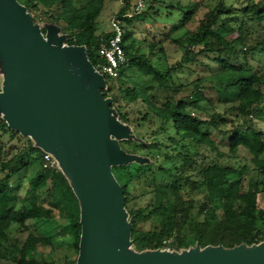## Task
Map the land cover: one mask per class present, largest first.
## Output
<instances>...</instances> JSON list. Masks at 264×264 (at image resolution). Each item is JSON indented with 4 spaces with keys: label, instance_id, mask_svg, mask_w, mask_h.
I'll use <instances>...</instances> for the list:
<instances>
[{
    "label": "trees",
    "instance_id": "trees-1",
    "mask_svg": "<svg viewBox=\"0 0 264 264\" xmlns=\"http://www.w3.org/2000/svg\"><path fill=\"white\" fill-rule=\"evenodd\" d=\"M16 1L44 37L49 27H57L64 46L83 47L93 66L100 61V44L112 35L98 33L104 0ZM135 4L136 0L131 7L124 6L114 18L125 25L147 19L151 6L126 16ZM168 7L182 12L174 26L178 29L193 20L198 4L177 2ZM151 14L154 18L157 12ZM123 30L127 66L116 78L103 76L101 93L110 99L113 117L129 130L130 137L119 140V147L139 159L111 167L131 227L129 251L182 253L196 247L232 249L264 242V210L257 202L264 194V132L256 127V121L264 123V63L258 70L251 65L258 54H264V0H245L241 10L217 0L195 30L174 40L184 54L172 66L154 64L153 57L163 60L162 46L147 43L144 52L143 41L136 45L132 32ZM197 53L211 56L224 74L211 89L219 102L230 105L223 113H206V118L201 116V104L209 98L202 86L181 84L176 76ZM134 69L151 77L156 86L136 83L129 75ZM215 134L226 139L228 158H237L244 149L251 164L200 161L201 149L217 158L225 156ZM14 140L19 145L9 146ZM43 155L36 142L9 128L0 117V264H55L40 252L49 243L37 229L56 216L68 221L73 237L75 257L62 264H76L79 202L60 170L43 167ZM144 195H150L144 207L130 208L132 200Z\"/></svg>",
    "mask_w": 264,
    "mask_h": 264
},
{
    "label": "water",
    "instance_id": "water-1",
    "mask_svg": "<svg viewBox=\"0 0 264 264\" xmlns=\"http://www.w3.org/2000/svg\"><path fill=\"white\" fill-rule=\"evenodd\" d=\"M58 32L49 27L44 37L16 0H0V117L52 154L71 181L80 206L76 264H264V242L182 253L127 251L131 227L111 167L139 159L119 147L130 134L101 93L103 77L85 49L64 46Z\"/></svg>",
    "mask_w": 264,
    "mask_h": 264
},
{
    "label": "rangeland",
    "instance_id": "rangeland-1",
    "mask_svg": "<svg viewBox=\"0 0 264 264\" xmlns=\"http://www.w3.org/2000/svg\"><path fill=\"white\" fill-rule=\"evenodd\" d=\"M217 0H146L145 7L142 12L147 10L148 6H151V10L146 12L147 19L142 21H136L132 25H125L124 27L132 32L136 45L142 42V50L147 52V43L157 44L162 46L164 51L163 60H158L157 57H153L154 64L161 65L165 63L167 66H172L180 61L184 54V49L177 44L174 40L179 39L185 32L195 30L198 22L203 18L204 14L209 10ZM258 1V0H255ZM177 2L182 4L197 3L198 7L195 12V16L192 21L188 22L184 27L175 29L181 19L182 12L171 10L168 5H176ZM227 6L233 5L239 10L245 5V0H224ZM134 0H104L103 9L97 18L98 33L109 32L111 30V21L114 16L126 5L132 6ZM154 11L157 12L154 18L151 16ZM171 12V15L168 13ZM251 29H254L256 25L249 24ZM256 29V28H255ZM263 33V32H262ZM235 35L233 36V38ZM254 38V36H253ZM264 63V54H258L254 61L251 62L253 69H260ZM159 65V67H160ZM123 69V68H122ZM5 74V64L0 59V90L3 89V79ZM131 78L138 84L143 86L153 85L156 86V82L151 77H145L138 73L135 69L129 72ZM221 70L218 65L212 60V57H208L203 53H197L194 61L186 63L176 71V76L179 79V83L188 84L195 82L196 85L202 86V92L205 97L209 98V102H203L201 108L203 110V118H206L205 114L211 112L223 113L230 105L222 104L218 101V97L213 89H211L216 83L220 82L223 78ZM190 90V89H188ZM187 90V91H188ZM187 91L185 94H187ZM3 118V115H1ZM256 127L264 132V123L256 121ZM32 140L30 137L25 136ZM217 142H219L220 151L225 154L223 158H217L215 153H211L207 150L201 149L200 161H208L215 159L221 163L228 165H250L251 156L244 149H240L237 158H228L226 156L225 138L215 134ZM121 140V139H119ZM118 140V141H119ZM37 144V143H36ZM19 143L14 140L9 146H18ZM264 157V153L262 154ZM56 159V158H55ZM57 161V160H56ZM56 168L64 175L57 161ZM66 177V176H65ZM196 198H200V194L196 195ZM150 200V195L139 196L130 202V208L135 209L138 207H144ZM258 208L264 210V194L258 195ZM127 213V211H125ZM128 219V215H127ZM144 228L148 229L150 225L145 223ZM37 233L46 238L49 245L40 247V252L53 260L55 264H62L66 259L72 260L75 254L71 250V244L73 237L68 228V221L64 217L56 216L54 219L43 222L39 225ZM264 238V229L261 233ZM128 249L127 251H129ZM67 257V258H66Z\"/></svg>",
    "mask_w": 264,
    "mask_h": 264
},
{
    "label": "built area",
    "instance_id": "built-area-1",
    "mask_svg": "<svg viewBox=\"0 0 264 264\" xmlns=\"http://www.w3.org/2000/svg\"><path fill=\"white\" fill-rule=\"evenodd\" d=\"M144 0H136L135 7L133 10L128 13L127 17H132L144 8ZM111 32L112 35L105 41L101 42L98 49V61L94 66L92 65L95 72L103 76H108L111 78H116L119 75L121 68L127 66V56L123 48V29L124 24L117 18H113L111 21ZM57 161L55 157L48 153L44 152L43 155V167L44 168H56Z\"/></svg>",
    "mask_w": 264,
    "mask_h": 264
}]
</instances>
